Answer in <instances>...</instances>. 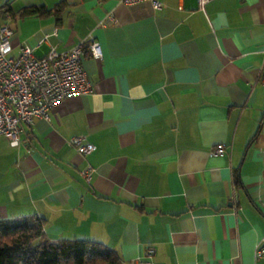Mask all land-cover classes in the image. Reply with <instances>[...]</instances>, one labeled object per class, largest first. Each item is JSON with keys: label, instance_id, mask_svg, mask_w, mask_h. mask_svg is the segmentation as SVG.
I'll list each match as a JSON object with an SVG mask.
<instances>
[{"label": "crops", "instance_id": "0c3cea01", "mask_svg": "<svg viewBox=\"0 0 264 264\" xmlns=\"http://www.w3.org/2000/svg\"><path fill=\"white\" fill-rule=\"evenodd\" d=\"M23 1L0 4L12 54L82 44L93 90L22 125L17 147L0 136V219L36 216L50 240L102 243L118 264H148V247L155 264H264V0H63L43 15Z\"/></svg>", "mask_w": 264, "mask_h": 264}, {"label": "built area", "instance_id": "2783aa9c", "mask_svg": "<svg viewBox=\"0 0 264 264\" xmlns=\"http://www.w3.org/2000/svg\"><path fill=\"white\" fill-rule=\"evenodd\" d=\"M143 1L149 2L154 9L160 7L159 0H121L124 5ZM204 1L198 0L201 6ZM107 20L114 21L115 18L108 15ZM14 34L7 22H0V136L6 138L10 146L17 147L22 125H32L35 118L48 120L50 111L62 99L89 93L93 88L81 63L82 44L65 51H58L52 46L45 55L36 56L33 54L34 46L24 42L20 45L19 54L13 55L11 39ZM88 45L91 56L101 59L100 43L90 38ZM68 142L81 154L90 153L96 148L83 136H72ZM224 151L223 145L219 144L211 154ZM93 170L87 164L80 174L90 182ZM262 254L264 247L259 245L254 252L255 260ZM153 255L152 247L143 252L148 264H155Z\"/></svg>", "mask_w": 264, "mask_h": 264}, {"label": "trees", "instance_id": "16d2710c", "mask_svg": "<svg viewBox=\"0 0 264 264\" xmlns=\"http://www.w3.org/2000/svg\"><path fill=\"white\" fill-rule=\"evenodd\" d=\"M66 5L25 7L22 14L53 13ZM8 10L9 4H5ZM44 222L36 216L0 219V264H118L117 254L95 241L84 239L52 241Z\"/></svg>", "mask_w": 264, "mask_h": 264}, {"label": "rangeland", "instance_id": "374dc122", "mask_svg": "<svg viewBox=\"0 0 264 264\" xmlns=\"http://www.w3.org/2000/svg\"><path fill=\"white\" fill-rule=\"evenodd\" d=\"M31 1L34 3L43 4L46 7H54L57 3H59L62 0H31ZM4 3H8L9 5H11L15 11H17L22 5L25 4L23 0H0V4H4ZM16 14L17 16L15 19H19V14L18 13Z\"/></svg>", "mask_w": 264, "mask_h": 264}]
</instances>
